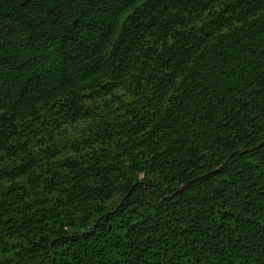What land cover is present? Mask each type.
<instances>
[{
    "label": "trees",
    "instance_id": "16d2710c",
    "mask_svg": "<svg viewBox=\"0 0 264 264\" xmlns=\"http://www.w3.org/2000/svg\"><path fill=\"white\" fill-rule=\"evenodd\" d=\"M0 264H264V0H0Z\"/></svg>",
    "mask_w": 264,
    "mask_h": 264
}]
</instances>
